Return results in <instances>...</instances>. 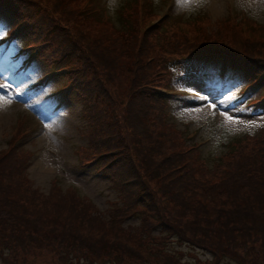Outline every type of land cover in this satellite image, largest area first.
I'll return each instance as SVG.
<instances>
[{"label": "trees", "instance_id": "1", "mask_svg": "<svg viewBox=\"0 0 264 264\" xmlns=\"http://www.w3.org/2000/svg\"><path fill=\"white\" fill-rule=\"evenodd\" d=\"M36 1L0 0L16 21L1 37L0 50L14 39L16 50L4 58L24 55L23 66L44 60L50 68L58 65L54 57L69 62L49 75L64 73L66 89L82 105L89 133L80 165L95 164L119 202L104 217L72 189L54 183L40 192L29 182L24 145L10 148L0 155V264H174L180 252L169 248L172 240L209 254L212 264H264V127L247 134L233 155L241 140L226 144L221 164L210 170L196 162L194 148L185 149L182 133L164 122L175 88L166 74H173L176 60L234 71L241 77L235 98L264 115V39L250 40L230 25L220 29L228 31L223 36L218 30L193 40L172 33L175 16L169 12L138 34L139 23L167 0H119L116 10H105L103 18L125 40L106 29H83L79 21L86 14L83 7L73 10L71 0H49L50 14L65 22L53 20L44 29L31 7L45 1ZM132 2L141 15H125ZM162 30L169 36L157 45ZM99 139L111 140V147L98 151ZM130 219L137 226L125 225Z\"/></svg>", "mask_w": 264, "mask_h": 264}, {"label": "rangeland", "instance_id": "2", "mask_svg": "<svg viewBox=\"0 0 264 264\" xmlns=\"http://www.w3.org/2000/svg\"><path fill=\"white\" fill-rule=\"evenodd\" d=\"M42 1L45 2L31 7V12L36 18H41V23L46 22L44 29L51 28L53 20L61 24L65 22L50 14L49 0ZM166 2L169 5L157 4L158 7H154L156 13L139 23L138 34H142L147 25L160 24L164 14L169 12V15L175 16L172 33L193 40L213 36L218 30L223 36L228 31L220 29L230 25L241 27L250 40L264 39V26L259 28L254 25L264 24V0H175L173 8L170 6L173 0ZM70 4L75 6L73 10L83 7L82 13L86 15L84 21L79 22L82 28L92 26V34L106 29L115 37L128 38L122 34L123 37H120V33H115L103 18L105 10L117 9L119 0H71ZM124 13L128 16L141 15V10L132 2L126 6ZM15 23V19L0 7V39ZM168 34L162 30V37L155 44L166 41ZM71 35L74 43L78 44L74 32ZM24 37L21 36V39ZM16 42L7 44L0 52V84L10 85L0 88V155L23 144L25 152H21L26 159L29 158L27 174L33 188L43 193L49 192L55 184L62 189H72L80 199L94 203L101 216L107 217L110 207L119 200L110 181L96 170L95 164L80 165V150L87 147L89 133L80 112L82 105L66 89L64 73L49 75L51 69L69 62L54 57L52 63L58 65L52 68L44 60H33L23 67L21 57L24 55L17 56L13 61L4 58L5 54L16 50ZM79 51L83 53V47L80 46ZM174 63L173 74H166V80L170 82L171 79L175 88L164 107V122L182 133L179 134L187 146L186 150L195 149L196 162L212 170L221 164L219 157L227 150L226 144L235 139L241 140L234 145L235 149H231L230 155H233L239 146H244L247 134H256L264 127V115L245 109L242 101L235 98L236 83L241 77L234 71L223 73L222 69H215L217 66L205 62L199 68H192L191 62L182 63V60ZM169 82L163 86H168ZM97 144L101 152L109 149L112 142L99 139ZM137 222L130 219L125 225L137 226ZM169 248L180 252L174 264H212L211 256L196 248L179 245L173 240ZM219 264L237 263L224 259Z\"/></svg>", "mask_w": 264, "mask_h": 264}, {"label": "snow or ice", "instance_id": "3", "mask_svg": "<svg viewBox=\"0 0 264 264\" xmlns=\"http://www.w3.org/2000/svg\"><path fill=\"white\" fill-rule=\"evenodd\" d=\"M10 85L7 84H0V88H6L9 87ZM227 119H231V117H227Z\"/></svg>", "mask_w": 264, "mask_h": 264}]
</instances>
